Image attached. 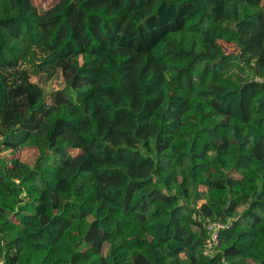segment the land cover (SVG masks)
I'll list each match as a JSON object with an SVG mask.
<instances>
[{"label": "trees", "instance_id": "trees-1", "mask_svg": "<svg viewBox=\"0 0 264 264\" xmlns=\"http://www.w3.org/2000/svg\"><path fill=\"white\" fill-rule=\"evenodd\" d=\"M25 148L0 264H264V0H0V153Z\"/></svg>", "mask_w": 264, "mask_h": 264}, {"label": "rangeland", "instance_id": "rangeland-1", "mask_svg": "<svg viewBox=\"0 0 264 264\" xmlns=\"http://www.w3.org/2000/svg\"><path fill=\"white\" fill-rule=\"evenodd\" d=\"M33 4L38 8L39 11H44L46 10L50 5H52L55 0H32ZM214 46L216 49V57H219L222 54H230V53H237L238 49L235 45L233 44H229L223 41H215L214 42ZM24 62H31V59L28 56H25L23 58ZM39 77H32V81L33 82H37ZM44 87V91L46 94H48L49 92L63 87V84L61 82L60 79H54L51 82H48L46 84H43ZM170 87L165 84L164 87V91L165 94L167 95V97H170ZM44 114H39L37 116L34 117L33 121L29 124V128L36 130V131H45L46 128L45 126L42 124V118H43ZM37 151L35 149L32 148H25L22 149L18 152H16L14 155L10 154L9 152H5V153H0V157H4L7 160H10L12 158H17L25 163H28L30 165H33L36 161L37 158ZM169 161L166 160H160L159 165L161 167L163 166H167L169 165ZM185 165H187V163H185ZM234 192H238V187H234L233 188ZM232 208V207H231Z\"/></svg>", "mask_w": 264, "mask_h": 264}, {"label": "built area", "instance_id": "built-area-1", "mask_svg": "<svg viewBox=\"0 0 264 264\" xmlns=\"http://www.w3.org/2000/svg\"><path fill=\"white\" fill-rule=\"evenodd\" d=\"M224 226L221 223H209L207 230L209 232V238L207 239L205 246L207 249H212L218 244V233Z\"/></svg>", "mask_w": 264, "mask_h": 264}]
</instances>
